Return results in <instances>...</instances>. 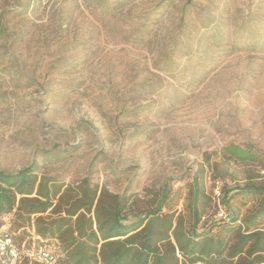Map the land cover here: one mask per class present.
Segmentation results:
<instances>
[{"label": "rangeland", "instance_id": "rangeland-1", "mask_svg": "<svg viewBox=\"0 0 264 264\" xmlns=\"http://www.w3.org/2000/svg\"><path fill=\"white\" fill-rule=\"evenodd\" d=\"M230 144L263 162L225 159ZM30 164L134 198L167 187L184 214L203 164L204 220L247 215L239 187L264 181V0H0V170ZM35 216L4 218L27 236Z\"/></svg>", "mask_w": 264, "mask_h": 264}, {"label": "trees", "instance_id": "trees-1", "mask_svg": "<svg viewBox=\"0 0 264 264\" xmlns=\"http://www.w3.org/2000/svg\"><path fill=\"white\" fill-rule=\"evenodd\" d=\"M221 155L241 163L263 162L251 145L230 144ZM205 160L212 166L210 154ZM205 182L202 164L193 176L184 214L171 208L175 194L167 187L134 198L100 188L88 178L65 184L38 174L35 164L0 170V225L11 213L14 223L36 215L37 234L59 241L61 264H264V181L239 187L255 202L247 215L240 218L230 211L227 218L210 222L204 220L212 202ZM229 193L221 198L226 209Z\"/></svg>", "mask_w": 264, "mask_h": 264}, {"label": "built area", "instance_id": "built-area-1", "mask_svg": "<svg viewBox=\"0 0 264 264\" xmlns=\"http://www.w3.org/2000/svg\"><path fill=\"white\" fill-rule=\"evenodd\" d=\"M5 220V221H4ZM63 253L58 243L48 241L34 232L22 236L12 231L7 218L0 225V264H61Z\"/></svg>", "mask_w": 264, "mask_h": 264}]
</instances>
